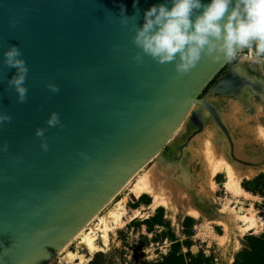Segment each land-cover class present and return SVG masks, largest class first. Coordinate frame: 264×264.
Wrapping results in <instances>:
<instances>
[{
  "label": "water",
  "instance_id": "1",
  "mask_svg": "<svg viewBox=\"0 0 264 264\" xmlns=\"http://www.w3.org/2000/svg\"><path fill=\"white\" fill-rule=\"evenodd\" d=\"M154 4L171 0H0V116L11 117L0 124V264H52L188 114L200 121L193 104L223 128L200 96L231 61L202 54L178 76L179 54L132 59L143 55L132 40ZM12 45L28 67L23 103L9 84L17 69L4 61ZM54 112L60 124L48 127Z\"/></svg>",
  "mask_w": 264,
  "mask_h": 264
},
{
  "label": "rangeland",
  "instance_id": "2",
  "mask_svg": "<svg viewBox=\"0 0 264 264\" xmlns=\"http://www.w3.org/2000/svg\"><path fill=\"white\" fill-rule=\"evenodd\" d=\"M248 55L247 49L240 51L200 96L215 108L223 128L207 109L197 106L201 124L193 125L194 121L188 116L187 123L177 128L165 149L149 160L132 184L115 198L113 205L125 202L124 225L110 234L108 244L101 245L104 249L92 258L81 251L87 259L84 264L243 263L238 256L248 250L247 239L264 236V138L256 131L257 126L264 128V101L246 87L239 88L235 95H220L214 88L236 67L244 71L240 75L258 78L264 88V59H245ZM234 103L240 105L244 113L243 109L239 114L233 113L231 105ZM238 120L242 124L236 125ZM202 129L216 133L215 140L229 163L245 174L240 189L250 196L243 195L241 190L237 194L230 192L226 188L225 171L209 178L207 160L202 158L203 149L199 150ZM169 151L175 157L168 159ZM170 166L179 169L172 171ZM152 167L163 185L164 177L170 180V176L176 177L170 187L164 189L166 199L158 206H154L152 196L145 194L136 199L131 191ZM253 170L257 173L249 177L248 173ZM240 208L244 209V215L255 216L257 226L252 231L241 232L229 219L227 212ZM76 244L74 242L68 251L75 253Z\"/></svg>",
  "mask_w": 264,
  "mask_h": 264
},
{
  "label": "clouds",
  "instance_id": "3",
  "mask_svg": "<svg viewBox=\"0 0 264 264\" xmlns=\"http://www.w3.org/2000/svg\"><path fill=\"white\" fill-rule=\"evenodd\" d=\"M139 0H133L135 8ZM231 6V11L229 7ZM197 10L201 14L192 17ZM125 6L120 7L121 24H127ZM227 14V16H226ZM226 17V19H225ZM224 20V23L221 21ZM133 45L143 55L132 59L143 63V57H151L159 64L174 63L178 76L187 75L196 68L203 56L218 61L234 59L238 52L247 49L245 59H264V0H171V7L165 4L152 5L144 11L143 24L136 29ZM4 61L9 68L17 69V75L9 84L18 94V102L23 103L28 89L25 87L28 67L23 53L17 45H12L4 53ZM53 93L59 91L49 85ZM10 116H0V124L10 122ZM48 127L60 124L58 113H51L46 121ZM37 137H44L45 130L37 129ZM41 147L46 151L47 144Z\"/></svg>",
  "mask_w": 264,
  "mask_h": 264
},
{
  "label": "bare ground",
  "instance_id": "4",
  "mask_svg": "<svg viewBox=\"0 0 264 264\" xmlns=\"http://www.w3.org/2000/svg\"><path fill=\"white\" fill-rule=\"evenodd\" d=\"M239 72H244V71L240 70ZM239 76L240 75L238 72H229L223 78V80L219 84H217L218 86L216 90L219 91V94L233 93L232 95H235V93L237 92L239 88L244 87L242 83H239L240 81ZM245 80L250 84L252 91L262 96L264 100V88L262 87L263 82H257V81L254 82V80L251 81L248 78H245ZM255 83H258V85H255ZM197 108H198L197 105L193 104L191 111H194L196 113ZM242 109L243 108L238 104L234 103L233 105H231V110L233 113L237 111V114H239L238 111L241 112ZM243 113H244V109H243ZM197 114L200 119V114L199 113ZM189 115L190 114H188L183 119L180 125H184L187 123V121L189 120L188 119ZM198 122L201 124V121H198ZM198 122L194 121L193 123L195 124L193 125H198L199 124ZM238 124H242L240 120L236 122V125ZM256 131L258 132L257 133L258 135L264 138V128H262L261 126H257ZM201 132H203V129ZM214 133L215 132L211 130H208V131L204 130V132L200 134L199 136L202 139V141L200 142L199 150L202 152V149H203V153H201L203 156L202 158L207 160V165H208L207 174L209 178H213L214 176H216V174H220L221 172L225 171L227 173L226 177H228L226 188L233 194H237L241 190L240 181L245 174H242V172L234 169V167L229 163L228 158H226V155H224L222 151L221 145H219V142L215 140ZM158 154L155 155L154 157H157ZM167 155H168V159H171V157L174 156L171 151H169ZM144 166H142L126 182V184L118 191V193L115 196H113V198L108 202V204L99 213H97L92 219H90V221L75 236V238L69 243V245L62 251V253L55 259V261L52 264H84L86 263L87 259H86V256L81 253V251H85L87 255L89 256V258H92L96 253L101 252L102 249H104L101 247V245L105 247L108 244L109 239H110L109 238L110 234L113 233L116 229L120 228L122 225H124V218L126 216V210L124 206L125 202L121 201L115 205H113V202L115 198L118 195H120L121 192H123L124 189H126L129 185L132 184L133 180L138 176V173L142 169H144ZM170 167H172V171H176L179 169V168L176 169L173 166H170ZM173 168L175 169L173 170ZM146 173L147 174H144V176L140 177L137 180L138 182L136 185L134 184L135 185L134 189L131 190L132 194L136 199L140 198L142 195H145V194L152 196L153 201H154V206L161 205V203L164 202L166 199V196L163 193L164 189L166 190V187L169 188L172 181L176 180V177L173 175L170 176L171 180L168 179L167 176L164 177V180H162V182L164 181L166 182H165V185H163L161 182H159V178H157L155 167H152ZM256 173H257L256 170H253L250 173H248V176L250 177ZM173 177L175 178V180L173 179ZM241 193L243 195L250 196V194L242 190H241ZM163 205L165 206L166 204L163 203ZM243 210H244L243 208H240L239 211L238 210L234 211L233 209L229 210V212H227L228 215H230L229 219H232V221H234V226L235 225L238 226L241 232L252 231L257 226L255 216L253 214L244 215ZM235 221H239V222L236 223ZM74 242L77 243L76 251L75 253H72L68 251V248Z\"/></svg>",
  "mask_w": 264,
  "mask_h": 264
},
{
  "label": "trees",
  "instance_id": "5",
  "mask_svg": "<svg viewBox=\"0 0 264 264\" xmlns=\"http://www.w3.org/2000/svg\"><path fill=\"white\" fill-rule=\"evenodd\" d=\"M248 250L243 251L238 257L243 263L238 264H264V236L261 238L250 237L247 239Z\"/></svg>",
  "mask_w": 264,
  "mask_h": 264
},
{
  "label": "flooded vegetation",
  "instance_id": "6",
  "mask_svg": "<svg viewBox=\"0 0 264 264\" xmlns=\"http://www.w3.org/2000/svg\"><path fill=\"white\" fill-rule=\"evenodd\" d=\"M230 72H238V73H240L239 70H238V67L232 69ZM247 72H248V71H247ZM228 73H229V72H228ZM228 73H227V74H228ZM227 74H226V75H227ZM247 74H249V73H247ZM226 75H225V76H226ZM239 75H240V74H239ZM240 76H242V75H240ZM240 76H239V77H240ZM244 77H245V78H248L247 76H242V78H241V80L239 81V83H242V84L244 85V87H246L247 89H251L250 84L245 80ZM248 79H250V78H248ZM250 80H251V81L254 80V82H256V81H257V82H260L258 78L250 79ZM255 85H258V83H255ZM244 87H242V88H244ZM251 90H252V89H251ZM236 93H237V92H236ZM232 94H233V93H231V94H220V95H232ZM263 101H264V100H263ZM204 129H205V128H204ZM204 129H203V130H204Z\"/></svg>",
  "mask_w": 264,
  "mask_h": 264
}]
</instances>
